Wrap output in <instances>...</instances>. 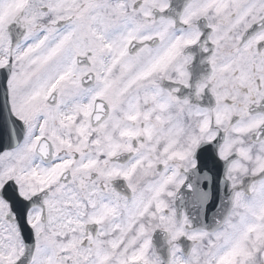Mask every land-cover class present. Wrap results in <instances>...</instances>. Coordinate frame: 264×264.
I'll return each instance as SVG.
<instances>
[{"label":"snow or ice","instance_id":"obj_1","mask_svg":"<svg viewBox=\"0 0 264 264\" xmlns=\"http://www.w3.org/2000/svg\"><path fill=\"white\" fill-rule=\"evenodd\" d=\"M169 8L0 0V264H163L156 230L167 264H264V0ZM193 46L208 107L155 86H189ZM217 164L230 196L193 231L182 173Z\"/></svg>","mask_w":264,"mask_h":264},{"label":"flooded vegetation","instance_id":"obj_2","mask_svg":"<svg viewBox=\"0 0 264 264\" xmlns=\"http://www.w3.org/2000/svg\"><path fill=\"white\" fill-rule=\"evenodd\" d=\"M182 2H183V0H170V8H169V11L166 13V15L169 16L170 18L175 19L178 16L179 12L181 11ZM199 26L201 27V30L204 34L202 36V39H204V38H206V36L210 30L203 27V22H200ZM184 54L190 55L193 57L192 63L186 67V71H188V73H189V86L187 88H184L183 86L170 85L169 82H167V81H165L162 86L164 88H168V89H170L171 87H178L179 91L176 93L178 99L188 98L191 103H199V106H201V107H208L212 103V101H211V97L207 93V91H205V93L202 95L200 102H197L194 99L195 86L199 82H201V80L206 78L208 73H209V67L206 63V59H207L208 54L202 52L198 46H193V47H190L188 49H185ZM126 159H127V156H124L121 158L122 161L126 160ZM184 174L185 173H182V175H184ZM226 189L229 190L228 183L226 185ZM172 208L176 214L177 220H179L181 218L182 214L184 217H186L184 210H181L180 207H178V210L176 209L175 199L173 201ZM187 220H188V218H187ZM188 223L190 225L191 230H193V231L198 230V229L192 228L191 222L189 220H188ZM204 230H206V229H204ZM208 231H210V230H208ZM152 240L155 243H158V245H156V246H154L152 244L153 248L156 250L157 255L160 257L163 264H167L168 245H167L166 234H164L161 230H156L152 234L151 241ZM182 241L186 242V244H185L186 246H190V242L187 241L183 237H181L178 241H176V244L181 249V252L184 254H187L188 249H182ZM164 258L166 259V262L164 261Z\"/></svg>","mask_w":264,"mask_h":264},{"label":"water","instance_id":"obj_3","mask_svg":"<svg viewBox=\"0 0 264 264\" xmlns=\"http://www.w3.org/2000/svg\"><path fill=\"white\" fill-rule=\"evenodd\" d=\"M217 168L218 167L216 166V168L214 170H211L210 171L207 168H200V167H198L197 169L194 170V172H192V173L189 174L187 183L185 184V190L190 193V191L188 189L189 188V185L190 186H192V184L195 185L196 184V183H194L195 180L196 181H199L200 180V176L202 175L203 172L210 173V175L212 176L211 177L212 178V181L214 180V183L213 184L215 186V190L212 191V195H211L212 203L209 205L208 211H210V210L213 211L215 209L216 205H217V202L220 205L217 209L220 210L222 201H226L228 199V197L230 196V194H227V192L225 191V189L223 187L220 188V181H219V177H220L219 176V171L220 170H219V168L218 169ZM202 179H203V175H202ZM186 191H182L181 192L182 195L180 197V201H181V203H183V202L185 203L186 212H188L190 206L196 207V205H195V202L194 201H192L190 203V201L186 197V195H187L186 194ZM201 192L203 193V190H201ZM208 193L209 192H204V195H207ZM191 196L194 197L193 195H191ZM187 215L190 218L191 223L193 224L194 227L203 228V229H206L207 228L208 225L206 223H204V222L201 221V215L198 214L196 216V220L193 218L192 215L191 216L189 214H187Z\"/></svg>","mask_w":264,"mask_h":264},{"label":"clouds","instance_id":"obj_4","mask_svg":"<svg viewBox=\"0 0 264 264\" xmlns=\"http://www.w3.org/2000/svg\"><path fill=\"white\" fill-rule=\"evenodd\" d=\"M164 82H165V81H159V80H157V81L155 82V86H156V87L163 88L162 85H163ZM151 88H152V86L150 85L148 90H151Z\"/></svg>","mask_w":264,"mask_h":264}]
</instances>
